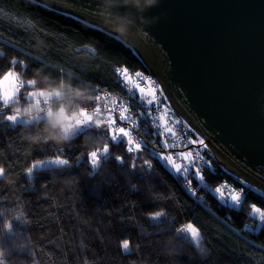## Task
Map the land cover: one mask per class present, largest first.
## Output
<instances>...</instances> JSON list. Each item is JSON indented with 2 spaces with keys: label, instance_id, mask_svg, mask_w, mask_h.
Segmentation results:
<instances>
[{
  "label": "trees",
  "instance_id": "1",
  "mask_svg": "<svg viewBox=\"0 0 264 264\" xmlns=\"http://www.w3.org/2000/svg\"><path fill=\"white\" fill-rule=\"evenodd\" d=\"M13 61L18 62L14 70L21 79L36 80L29 91H61L60 97L50 100L57 109L86 108L91 115L95 107H101L102 115L96 119L107 116L105 107L125 102L128 114L137 119L133 138L143 151L128 153L125 143L114 145L99 169H93L87 153L110 143L96 128L87 136L57 142L50 137L60 129L47 126V118L31 125L0 123V163L6 168L5 177L0 178V252L6 264H17L13 253L27 255V264H264V226L256 227L250 207L232 208L214 189L221 185L243 188L248 204L260 207H264V195L227 172L208 149L189 144L199 136L170 108L158 85L145 89L155 91L153 106H145L132 83L125 87L124 75L136 83L144 73L150 74L130 46L32 0H0V77L13 67ZM97 95L100 101L95 100ZM40 100L43 107L50 104ZM32 102L22 99L14 107L23 110ZM148 107L151 116L137 118ZM39 109L36 106L32 115ZM159 109L175 135L160 134L164 122L157 117ZM177 119L182 123L174 124ZM32 135H39V141L33 143L28 138ZM165 139L175 146L160 147ZM193 149L210 161V166L198 164L204 182L187 177L195 195L183 175L153 154L172 155L176 163L186 164L178 154ZM57 155L70 159V165L63 169L49 165L31 177L26 174L35 160ZM115 156H123L124 163ZM130 160L137 168L131 167ZM144 160L152 161V167H141ZM157 210L166 215L150 220L146 214ZM9 221L12 233L4 227ZM187 223L199 229V246L190 234L178 231ZM124 239L132 242L127 251L120 246ZM170 247L179 254L169 255Z\"/></svg>",
  "mask_w": 264,
  "mask_h": 264
},
{
  "label": "water",
  "instance_id": "2",
  "mask_svg": "<svg viewBox=\"0 0 264 264\" xmlns=\"http://www.w3.org/2000/svg\"><path fill=\"white\" fill-rule=\"evenodd\" d=\"M130 46L219 164L264 193V0H32Z\"/></svg>",
  "mask_w": 264,
  "mask_h": 264
},
{
  "label": "snow or ice",
  "instance_id": "3",
  "mask_svg": "<svg viewBox=\"0 0 264 264\" xmlns=\"http://www.w3.org/2000/svg\"><path fill=\"white\" fill-rule=\"evenodd\" d=\"M17 61H13V67H10L3 75L0 77V123L7 121L10 125L16 126L21 124L31 125L36 119H39V116L35 117L31 120H24L23 116L20 114V111L15 105H19L21 100L23 99L25 103L35 99V103L37 105L40 104V97L44 98V103H47L48 100L52 97H60L62 94L60 92L55 93H45L44 91H29V87L34 86L36 84V80H24L20 78V74L15 72L14 66L17 64ZM22 64V62H19ZM26 67V66H25ZM123 74V73H122ZM11 82L13 85L11 88L3 87L4 85ZM125 87L128 86V83H132L135 89H138L140 93V100L143 101L145 106H153L156 102L157 98L155 95V91L151 90L146 93L145 88L141 87L139 84H136L134 81H131L130 77L124 75ZM132 92L133 96L136 95V92H133L131 88L128 89ZM150 97V98H149ZM102 97L97 95L95 97L96 101H100ZM166 99V98H165ZM158 106V105H157ZM166 112H170V109L165 106ZM129 106L123 102H114L112 108L105 107L103 109L104 112H107V116L104 118H96L102 115L101 107H95L93 113L90 115L86 108H81L79 113L71 118L74 120L73 123H67L66 131L74 132L75 136H87L93 128H96L99 131V134L107 137L110 143H105L102 148L90 151L87 153L88 162L91 164L93 169H99L100 161L103 157H107L110 153V150L114 145H119L121 143H125L127 145L128 153H141L143 151V146L140 142L133 138V131L139 127L137 123V119H133L132 115H129ZM41 112L44 111L43 108L40 109ZM63 113V109L60 110ZM145 114L151 116L152 110L151 107H148L147 113L139 112L136 114L137 118L144 116ZM48 116H52L53 113L49 109L47 112ZM45 118V117H44ZM162 118V117H161ZM153 123L156 124V128H161V124L157 122V120H153ZM182 121L179 119L174 121V124L179 125ZM169 121L164 120V132L160 133L164 135V133H171L175 135L173 127L168 126ZM131 125V128L128 127ZM191 145H199V149H207L208 145L205 143L203 139H192L189 141ZM175 145L170 144L169 140L165 139L161 141L160 147L169 148L174 147ZM199 149H193L187 152L179 153L178 155L182 157L187 163L186 164H178L172 155H164L162 153H153L157 156L158 159L164 160L169 164L176 173L183 175L186 178V183L189 186V191L195 195V190L190 186L192 184V180L187 179L189 175L194 177L195 179L204 182L205 176L202 174L200 167L198 164L203 162L206 165L210 166V161L204 159L203 156L200 155ZM61 151H63L61 149ZM114 159L120 163H124L123 156H115ZM131 167L133 169L137 168V165L134 161H129ZM52 164L56 165L58 169H63L66 166L70 165L69 159L63 158V156L57 155L54 158L50 159H37L35 162L31 163L29 167L26 168V174L28 176H32L37 169H43L45 165ZM144 165H147L148 168L152 167V161L144 160ZM45 171H53V169H45ZM6 174L5 166L0 163V178H4ZM243 183V182H242ZM207 186V185H206ZM135 187V186H133ZM225 188H227V192H225ZM215 193L218 195V198L223 201L225 204L230 205L232 208H240L244 209L246 207H250L251 212L249 215L253 218L254 223L257 228L264 226V207L258 206L256 203L248 204L246 201V195L244 189L236 190L235 188H230L227 185H221L214 189ZM0 215H3L0 212ZM150 220H159L163 216L166 215L164 211H152L146 214ZM19 219V217H17ZM7 230L9 233L13 232V224L11 221L8 222ZM178 231L181 234H190L193 242L199 246L200 245V231L199 229L192 223H187L180 227ZM131 241L128 239H124L121 242V248L125 251L129 250L131 247ZM0 264H6L4 259V253L0 252Z\"/></svg>",
  "mask_w": 264,
  "mask_h": 264
},
{
  "label": "clouds",
  "instance_id": "4",
  "mask_svg": "<svg viewBox=\"0 0 264 264\" xmlns=\"http://www.w3.org/2000/svg\"><path fill=\"white\" fill-rule=\"evenodd\" d=\"M155 3V0H111V5L113 8H120V7H128V6H133L136 8H139L143 10L141 5L143 4L144 6H152V4ZM36 108V105H31L28 107L23 108V110L20 107H17V109L20 111V114L22 116H27L29 117V120L34 119L37 116H33V110ZM40 111V109L38 110ZM51 117V116H49ZM45 118L43 116H39L38 120L43 121ZM37 120V119H36ZM47 126L56 129L59 128L60 131L51 135L50 138L57 140V142H69L71 139L75 137L74 132H69L66 131V126L65 124H60L55 120H49L47 121ZM33 143H36L39 141L40 137L39 135H32L28 137ZM157 211H162V210H157ZM8 222L5 224L7 226ZM7 229V227H5ZM171 243V241L169 242ZM167 253L169 255H178L179 250L176 247H170L167 249Z\"/></svg>",
  "mask_w": 264,
  "mask_h": 264
},
{
  "label": "rangeland",
  "instance_id": "5",
  "mask_svg": "<svg viewBox=\"0 0 264 264\" xmlns=\"http://www.w3.org/2000/svg\"><path fill=\"white\" fill-rule=\"evenodd\" d=\"M149 82H153L151 79H149ZM156 83L155 82H153V84H152V86H154ZM13 85L11 84V82H9L8 84H6V85H4L3 87H9V88H11ZM0 90H2V88H0ZM33 91H44L45 93H55V92H61V91H49V90H33ZM163 93V92H162ZM164 95V94H163ZM55 96H52L48 101H52V99L54 98ZM39 99H44L43 97H40ZM34 100V103L32 102L31 103V105H36V106H38L39 108H43L44 109V111L43 112H37V113H35L33 116H43V117H45V118H47V119H49V120H55V121H57L58 123H60V124H67V123H73L74 122V120H72V119H65L66 117L67 118H71V117H73V116H75V115H77L78 113H79V110L78 111H72V112H70V111H68V110H63V113H61L60 112V110L61 109H57V106H53V104H52V102L50 101V104L48 103V104H46L47 106L45 107H43V104H42V101L43 100H40L41 102H40V104L39 105H37L36 103H35V99H33ZM51 110L52 111V113H53V115L51 116V117H49L48 115H47V112H48V110ZM175 113L177 114V112L175 111ZM178 115V114H177ZM174 117V116H173ZM24 120H29V117H24L23 118ZM182 119V118H181ZM183 122H184V120H182ZM186 125H187V127L188 128H190L189 126H188V124L186 123V122H184ZM191 129V128H190ZM192 130V129H191ZM199 139H202V138H200L199 137ZM69 161L71 162V160L69 159ZM49 165H52V164H47V165H45V166H49ZM44 166V167H45ZM237 179H239V178H237ZM240 180V179H239ZM240 181H242V180H240ZM245 185H247V186H250V185H248V184H246L244 181H242ZM251 187V186H250ZM251 188H253V187H251ZM254 190H256L257 192H259L260 194H262V195H264V193L263 192H261V191H259V190H257L256 188H253ZM12 256L14 257V258H16V262H17V264H27V263H29L30 262V258L27 256V255H22V254H18V253H13L12 254Z\"/></svg>",
  "mask_w": 264,
  "mask_h": 264
},
{
  "label": "built area",
  "instance_id": "6",
  "mask_svg": "<svg viewBox=\"0 0 264 264\" xmlns=\"http://www.w3.org/2000/svg\"><path fill=\"white\" fill-rule=\"evenodd\" d=\"M148 74V75H147ZM144 73L139 79H138V81L136 82L137 84H139L141 87H143V88H148V86H150V85H152L153 84V82H155L156 84H155V86L156 85H158V88H159V90L162 92V89H161V87H160V85H159V82L157 81V78L150 72V74L149 73ZM149 79H151L153 82H149ZM164 94V93H163ZM165 96V95H164ZM166 98V97H165ZM167 101V100H166ZM167 104H168V102H167ZM169 105V104H168ZM170 106V105H169ZM170 108L172 109V110H174L171 106H170ZM175 111V110H174ZM157 117L159 118V119H161V121L162 122H164V120H166V114H165V112L163 111V110H161V109H159L158 111H157ZM162 117V118H161Z\"/></svg>",
  "mask_w": 264,
  "mask_h": 264
},
{
  "label": "bare ground",
  "instance_id": "7",
  "mask_svg": "<svg viewBox=\"0 0 264 264\" xmlns=\"http://www.w3.org/2000/svg\"><path fill=\"white\" fill-rule=\"evenodd\" d=\"M198 136L200 137V138H202L199 134H198ZM203 139V138H202Z\"/></svg>",
  "mask_w": 264,
  "mask_h": 264
}]
</instances>
